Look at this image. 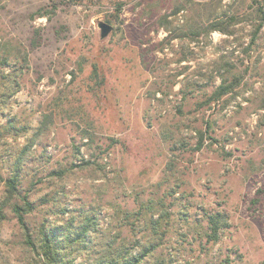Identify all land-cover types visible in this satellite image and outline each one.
<instances>
[{
    "label": "rangeland",
    "instance_id": "1",
    "mask_svg": "<svg viewBox=\"0 0 264 264\" xmlns=\"http://www.w3.org/2000/svg\"><path fill=\"white\" fill-rule=\"evenodd\" d=\"M216 1L0 0V264H264V26Z\"/></svg>",
    "mask_w": 264,
    "mask_h": 264
},
{
    "label": "trees",
    "instance_id": "2",
    "mask_svg": "<svg viewBox=\"0 0 264 264\" xmlns=\"http://www.w3.org/2000/svg\"><path fill=\"white\" fill-rule=\"evenodd\" d=\"M220 0L216 1L219 2ZM235 1V0H233ZM210 2H206V5L209 7L211 6ZM253 4L249 5L248 9L245 12H241L240 10L236 9L232 14H227L226 12L223 13H216L213 15V11L208 10L207 13V27L206 32L211 33L213 31H219L221 33L225 34H232L234 31L235 23L240 20H250L252 22V35L250 39V45L255 43V40L259 37V32L264 26V0H251ZM210 8V7H209ZM221 8V7H220ZM213 15V16H212ZM168 22V21H166ZM260 58H257L256 61H258ZM238 77H236L237 79ZM227 78H223L222 83L216 88L213 95L214 97L224 95L228 92H230L234 86V84L239 83L238 82H229L227 83ZM261 108H264V101L261 102ZM202 141V140H201ZM200 141V142H201ZM18 183V174L16 171L12 175H10L5 180V186H6V193H7V199H10L13 197V195L16 193V186ZM25 206L28 207V209H31V203L29 201L24 202ZM18 209H21L20 206L16 205L14 207V210L17 212V218L19 222L25 226L24 218L22 213ZM2 214L0 213V216ZM207 224L209 231L206 233L208 238L211 240H216L218 238V233L221 229L226 227L227 225V219L226 215L221 212H215L212 214H209L207 216ZM26 235L29 238V234L26 233ZM86 230L82 231V233H79L77 237L75 238V242H80L81 245L86 244L85 240ZM42 243H41V251L44 257L47 261H49L47 264H58V251L59 246H57V241L60 240V236L57 234V232L50 231L49 233L44 232L42 235ZM30 243V242H29ZM32 244V241L31 243ZM153 246L150 247V249H147L145 252H143L140 256H134V255H123L122 257V264H140L141 260L146 256L147 252L151 250Z\"/></svg>",
    "mask_w": 264,
    "mask_h": 264
},
{
    "label": "water",
    "instance_id": "3",
    "mask_svg": "<svg viewBox=\"0 0 264 264\" xmlns=\"http://www.w3.org/2000/svg\"><path fill=\"white\" fill-rule=\"evenodd\" d=\"M98 27L100 29V36L101 37H106L111 31V26L105 22H99Z\"/></svg>",
    "mask_w": 264,
    "mask_h": 264
}]
</instances>
